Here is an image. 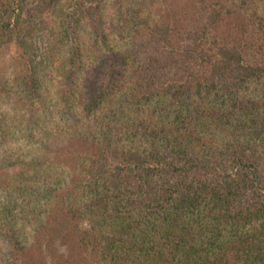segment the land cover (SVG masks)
Segmentation results:
<instances>
[{
  "label": "trees",
  "instance_id": "1",
  "mask_svg": "<svg viewBox=\"0 0 264 264\" xmlns=\"http://www.w3.org/2000/svg\"><path fill=\"white\" fill-rule=\"evenodd\" d=\"M23 1L0 0V49L11 45L14 35L21 37L14 24ZM102 3L84 0L78 9V21L96 37L99 52L82 112L96 118L108 106L103 122L116 127L108 128L109 134L101 129L109 135L106 148L115 136L128 139L129 146L109 149L112 157L83 153L80 157L97 165L96 176L65 180L55 188L25 186L24 177L41 166L57 168L60 153L55 160H32L21 167L26 173L8 176L7 187L0 186L3 248L15 264H30L34 257L23 242L33 232L41 264H53L49 241L61 229L56 227L77 220V214L101 222L109 215L115 239L94 243L105 248L102 256L109 264H264V159L245 150L231 153L227 146L234 140L253 151L262 148L261 119L235 113L247 109L243 101L250 97L264 103V82L261 91L242 87L264 81V59L255 54L252 59L242 44L215 37L224 17L235 14L231 1L198 0L188 26L166 25L134 39L143 48L139 74L121 53L97 45L105 26ZM17 44L18 79L28 90L25 100L33 103L41 72L28 56L30 44L23 38ZM74 78L73 70L70 81ZM130 78L137 82L125 90ZM125 124L129 128L122 131ZM142 138L150 147L142 150ZM122 169L132 177H116ZM163 174L165 182L151 187Z\"/></svg>",
  "mask_w": 264,
  "mask_h": 264
},
{
  "label": "rangeland",
  "instance_id": "2",
  "mask_svg": "<svg viewBox=\"0 0 264 264\" xmlns=\"http://www.w3.org/2000/svg\"><path fill=\"white\" fill-rule=\"evenodd\" d=\"M198 0H103L101 13L105 26L97 45L102 50H115L121 53L123 60L133 73L143 72L142 49L134 45V39L140 41L142 35L170 25L184 28L191 23L193 6ZM235 9V14L224 17L216 29L215 37L225 39L226 43H240L253 59H264V0H229ZM84 0H24L21 18L15 22L17 33L8 47L2 46L0 51V186L7 187V177L20 172L26 173L23 167L32 160L54 159L60 153L61 159L54 165L55 169L41 166L27 172L29 177L25 186L40 189L55 188L58 183L73 181L77 178L95 177L97 165L80 157L83 153L89 155L106 153L109 149H120L129 146L124 137L114 141L106 148L108 140L101 132L116 126L103 122L107 116L108 106L100 111L98 117L88 118L82 112L85 99V86L95 65L99 52L96 51V37L87 29L81 16L78 15L79 5ZM15 27V26H14ZM30 44L28 56L33 65L41 72V83L38 89V99L27 102V89L23 80L18 79L15 62L22 51L17 44L22 41ZM55 45H53L54 41ZM78 50V51H77ZM260 51L258 55L255 52ZM261 56V57H260ZM23 69V68H21ZM19 70L20 73L23 71ZM75 78L70 81L72 71ZM126 89L137 82L130 78ZM264 81H250L243 84L245 92L261 91ZM23 83V84H22ZM71 87L69 88L68 86ZM262 87V89L260 87ZM242 93V92H241ZM120 98V95L117 97ZM250 99V100H249ZM260 102L258 106L254 102ZM245 110H239L235 116L252 115L259 117L261 122L257 132L260 133L259 145L262 148L253 151L254 146L236 143L230 140L227 145L229 152L253 153L255 157L264 159V103L259 99L248 98L243 101ZM114 102L111 104V106ZM118 107V106H115ZM146 110V109H145ZM144 113V111H143ZM263 121V122H262ZM252 127L254 123H251ZM129 128L125 124L123 126ZM134 131L140 133L135 126ZM261 131V132H259ZM115 135V132H114ZM143 139V138H142ZM143 148L150 143L143 139ZM143 142V141H142ZM226 152L225 154H228ZM110 154H108L109 156ZM111 156V155H110ZM230 156V155H229ZM112 157V156H111ZM227 157H225L226 159ZM40 161V162H41ZM58 163V164H57ZM113 164V158L109 162ZM95 174L94 176L92 174ZM116 177H132L128 171ZM163 177V178H162ZM165 174L154 178L151 187L157 188L165 182ZM10 180V178L8 179ZM10 183V182H9ZM1 195V194H0ZM66 214V213H65ZM63 217H65L62 214ZM77 220L63 222L56 227L60 230L52 232L49 242L53 264H109L102 254L105 248H94V243H102L108 239L114 240L111 216L106 215L105 222L84 214H77ZM94 220V221H93ZM87 238V240H84ZM126 240V239H125ZM104 242V244H105ZM29 247L34 260L30 264H41L38 254L40 248L33 232L24 240ZM5 245V243H4ZM49 246V245H48ZM51 261V260H50ZM13 255L7 254L6 248L0 242V264H15Z\"/></svg>",
  "mask_w": 264,
  "mask_h": 264
}]
</instances>
